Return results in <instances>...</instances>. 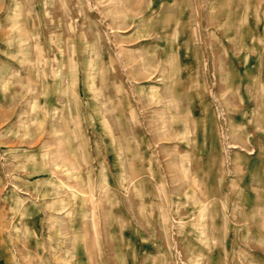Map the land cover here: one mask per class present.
Listing matches in <instances>:
<instances>
[{
	"label": "rangeland",
	"instance_id": "374dc122",
	"mask_svg": "<svg viewBox=\"0 0 264 264\" xmlns=\"http://www.w3.org/2000/svg\"><path fill=\"white\" fill-rule=\"evenodd\" d=\"M0 264H264V0H0Z\"/></svg>",
	"mask_w": 264,
	"mask_h": 264
}]
</instances>
